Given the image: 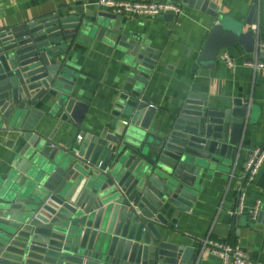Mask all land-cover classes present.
<instances>
[{
    "label": "water",
    "instance_id": "95a60500",
    "mask_svg": "<svg viewBox=\"0 0 264 264\" xmlns=\"http://www.w3.org/2000/svg\"><path fill=\"white\" fill-rule=\"evenodd\" d=\"M181 1L217 20L197 58L202 69L213 68L219 53L236 44L253 52L254 32L245 29L253 12L251 19L226 23L207 0ZM125 26L122 15L98 12L0 27V129L21 133L13 169L0 181V264L195 261L161 229L172 209L189 210L205 172L236 160L248 100L214 104L189 93L154 133L155 108L140 85L158 51ZM86 38L119 53L126 84L135 90L122 115L101 130L80 136L69 149L53 147L34 132L35 105L60 92L64 114L81 123L86 104L71 96L76 77L65 55Z\"/></svg>",
    "mask_w": 264,
    "mask_h": 264
},
{
    "label": "crops",
    "instance_id": "0c3cea01",
    "mask_svg": "<svg viewBox=\"0 0 264 264\" xmlns=\"http://www.w3.org/2000/svg\"><path fill=\"white\" fill-rule=\"evenodd\" d=\"M207 1L217 7L218 15L226 23L251 19L253 12V22L245 29L255 24V41L264 37V0ZM176 3L182 8L180 16H123L125 27L130 26L158 51L153 70L140 85L142 98L155 108L152 131L156 133L158 121L167 117L189 93L205 95L214 104L248 100L249 109L236 160L222 170L205 172L198 182L195 202L187 211L172 209L161 233L169 243L189 249L188 255L196 256L192 264H221L216 254L201 249L205 239L239 245L255 264H264V164L251 183L243 181L247 155L264 144V69L243 64L252 53L238 44L222 50L213 68L202 69L197 58L217 20L181 0ZM98 12L107 10L99 8L96 0H0V27L10 28L52 15L75 17ZM81 41L74 42L65 55L76 77L71 96L86 104L81 123L64 114L60 98L57 99L60 92L44 95L35 105L38 114L33 118L34 132L50 140L53 147L69 149L80 136L101 130L122 115L135 90L126 84L124 65L117 51L103 42L88 38ZM224 55L237 65L230 67ZM260 59L264 60V56ZM15 130L7 126L0 129V181L13 169L21 134ZM241 187L245 192L244 206L243 212L237 213ZM257 202L259 211L253 220L251 213Z\"/></svg>",
    "mask_w": 264,
    "mask_h": 264
},
{
    "label": "built area",
    "instance_id": "2783aa9c",
    "mask_svg": "<svg viewBox=\"0 0 264 264\" xmlns=\"http://www.w3.org/2000/svg\"><path fill=\"white\" fill-rule=\"evenodd\" d=\"M96 4L99 8L107 10L116 15L122 16H159L165 13H171L174 16H180L182 14V8L179 4L173 1L168 2H147L142 0H96ZM250 29L255 32L257 25H250ZM264 56V37L258 38L255 41L254 50L251 54V58L245 61L243 64L250 65L254 68L264 69V60L260 59V56ZM226 59V63L230 67L236 66V62L230 59L227 55L223 56ZM264 164V144L259 147H255L250 150L247 155L244 169H243V181L245 184L251 183L259 169ZM245 192L242 187L239 189L237 197V213L243 212ZM259 202L254 207L251 218L256 219ZM201 249L207 250L213 254H216L221 264H255L250 258L249 254L245 252L239 245H232L227 242L205 239L201 242Z\"/></svg>",
    "mask_w": 264,
    "mask_h": 264
}]
</instances>
